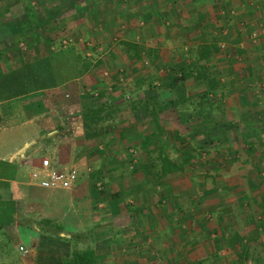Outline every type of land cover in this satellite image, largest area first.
I'll list each match as a JSON object with an SVG mask.
<instances>
[{
    "label": "rangeland",
    "instance_id": "374dc122",
    "mask_svg": "<svg viewBox=\"0 0 264 264\" xmlns=\"http://www.w3.org/2000/svg\"><path fill=\"white\" fill-rule=\"evenodd\" d=\"M135 1L142 2V5L134 4ZM153 1L162 2L165 10L172 7L177 16H182V20L179 18L175 20L174 28L161 25L155 17L156 12L151 11L152 5L155 4L152 0H0V68L4 72L15 70L22 66L24 61L32 62L37 56L43 58L44 49H40L41 52L38 51L36 54L26 50L30 32L33 30V13H38L45 19V25L58 28L57 32L49 34L51 36L46 35L49 39H54L55 44H60L63 48L72 45L78 54H84L87 49H96L97 53L92 54L95 58L93 65L100 62L98 67L80 79L68 83L66 87L62 86V90L44 92L40 96L43 110L46 109L42 118L50 120L47 132L55 130L58 133L56 138L58 144L64 143L65 139L73 143V146L60 148L56 154L49 153V159L55 164V169L64 171L72 167L78 170L80 167L79 182L75 186L78 187L81 182H85L86 190L90 194L95 191V185L89 183L92 182L90 176L97 172L106 173V181L102 183L101 192L104 199L111 200L113 195H122L134 184H138L141 191L134 190L135 193L129 197H119V207L126 215L118 219L127 229L134 228L132 230L137 236L142 234L139 233L142 227L161 224L163 240L168 247L174 245L177 247L175 252L179 258L176 260L209 262L227 260L225 264H264V234L250 248V258L247 260L239 256L237 246L230 247L228 242L223 243L221 250L216 252L211 241L214 237L209 238L212 233L210 230L215 233L214 235L222 233L231 238V235L243 236L244 233L243 237H246L249 234H245L248 232L247 228L251 226V229L253 222L258 221L259 217L258 212L251 208L253 193L249 183L256 184L264 178V0H245V5L240 6H237L236 0L204 2L208 7L203 10L208 13L210 21L220 22L218 28L224 25L223 23L226 24L223 27L225 37L222 44L228 48V54L225 55L227 65H219L216 62L214 68H219L217 70L223 74L225 83L230 84L224 90L226 97L223 104L224 106L226 104V107L214 117V122L218 126H213L208 134L204 136L199 134L197 138L188 141L191 146L202 151L201 157L197 159L195 165L187 169L185 175L170 180L173 196L169 201L176 197L179 210L173 208L171 203L167 205V202L164 208L158 207V200L166 196L165 192L161 190L158 194L155 193L151 185L145 183L140 173L135 176L130 174L132 167L128 165L127 154L133 155L137 160L142 159L143 152L133 147L129 150V147H137L146 133L155 130V127L150 125V120L135 122L131 112L126 108L118 117H111L112 120L102 124L103 128L109 126L114 128L111 129V134L102 140L86 141L83 134L77 130L80 125L76 118L82 104L89 106L91 103L82 96L93 88L104 86L113 88L111 94L117 99L114 105L134 99L144 101L151 99L160 105L171 98V93L158 89L159 82L154 85L153 90L143 86L138 91L135 84L143 80L146 82L147 78H161L162 72L167 71V67L173 62L176 63L181 52L199 40V33H194L196 28L189 24L185 16L183 18L185 14L195 21L193 9L195 4L192 0ZM129 15L141 18L138 27L128 25ZM17 31L26 33V38L22 40ZM18 39L20 41L14 47ZM121 42L138 44L144 50H158V60L131 66L124 56ZM90 56L91 53H87L86 58H91ZM130 66L137 70V74H132ZM55 67L54 77L58 78L63 73L58 66ZM116 71L123 74L121 79L123 81L113 87L110 78ZM187 87V93L192 96L198 95L201 91V89L191 91V81L187 83ZM124 93H128L129 97L123 96ZM32 107L33 100L23 107L28 122L19 121L12 131L13 135L0 144L4 151L11 152L19 146L22 147L24 143L33 141ZM59 113L63 115V120ZM161 117L163 119L160 123L165 133L162 141L167 145L169 140L171 141L170 134L174 130L181 131L183 126L173 111ZM243 117L248 120L241 122L245 119ZM120 121L125 123L122 124ZM60 123H63V126ZM120 133H123L125 138H122ZM246 143L248 145L251 143L255 147L259 158L256 156L249 158L243 152L248 148ZM260 143L263 146H259ZM182 144L186 145V140ZM189 144L185 148H190ZM227 149H231V153H228ZM78 150L83 151L76 152ZM43 156V154L40 156L41 160ZM121 163L124 166L117 168ZM213 189L216 190L215 193L203 196V192ZM129 201H132V205L128 204L131 207L130 211H127L125 204ZM130 214L136 215L137 226L132 216L130 219ZM185 215H192V219L180 224L181 218ZM220 217L223 218L222 222L219 220ZM18 219L20 235L17 230L10 234L11 226L0 231V264H63L62 260L69 257L73 250L64 243H59L57 239L58 244L40 238V232L36 233L35 238V233L31 230L35 225L33 215L28 217L21 215ZM39 220L41 219H37V228L45 227ZM111 223L108 220L104 222L103 227L112 226ZM177 226L181 229L183 226L184 229L179 232ZM201 226L205 227L207 235L204 231L200 233ZM155 231L156 228L150 230ZM149 236L152 239V233ZM201 236H205L204 244L201 247L191 245L193 253L188 258L186 256L182 258L186 238L190 237L195 241ZM157 240L159 239L151 241L154 249L149 244L130 252L125 251L121 241L117 242L118 246L114 249L116 253L114 264H127L131 259L137 264H148L151 260H167V253L161 251L167 250V247L160 246L165 242L158 243ZM4 244L7 245L6 248ZM158 244L160 249H156ZM19 247H24L28 254L23 256ZM132 251L134 255H130ZM137 254L139 256L135 257ZM140 260L145 261L140 263Z\"/></svg>",
    "mask_w": 264,
    "mask_h": 264
},
{
    "label": "trees",
    "instance_id": "16d2710c",
    "mask_svg": "<svg viewBox=\"0 0 264 264\" xmlns=\"http://www.w3.org/2000/svg\"><path fill=\"white\" fill-rule=\"evenodd\" d=\"M236 1L237 6L245 3V0ZM152 2L154 1L152 0ZM204 2L205 0H192V3L195 4L193 8L195 21L189 19L185 14L183 15V18L186 17L189 24L196 28L194 33H199V40L192 46L186 47L185 51L181 52L182 54H180L176 63L173 62L167 67V71L165 70V72H162L161 78H147L146 82L143 80L135 84V89L138 91L143 86L153 90L154 85L159 82L158 89L163 92L171 93L170 99L160 103V105L155 104L151 99L145 101L144 99H134L123 102V104L114 105L117 99L111 94L113 88L106 86L93 88L90 92L82 96L83 98L89 99L91 102L90 105L87 106L82 104L79 115H77L76 118L78 125H80V128L77 130L80 133L82 132L83 139L86 141L102 140L106 136H109L111 134V129L114 128L111 126L103 128L102 124L105 121L109 122L112 118H115V116L118 117L126 108L131 112L135 122L137 120H150V125L155 127V130L146 133L143 139L139 141L137 147H129V150L133 148L136 150L140 149V151L143 152L142 159L136 160L133 155L127 154V161L128 165L130 164L132 167L130 172L131 176L140 173L145 183L150 184L155 193L158 194V191L161 190L165 192L166 196L160 197L158 200V207L161 206L164 208L167 202V205L171 203L173 208L175 207L176 210H179L176 197L169 201L173 196L170 180L185 175L187 169L197 163V159L201 157L202 151L191 146L188 141L197 138L199 134L204 136L208 134L210 130L212 131L213 126H218L214 122V117L221 113L226 107V104L225 106L223 104L226 97L224 95V90L229 86L230 82L225 83L223 74L217 70L219 68H214L216 62H218L219 65H227L225 55L228 54V48L222 44L223 38L225 37L223 27L226 24L223 23L224 25L218 28L220 22L210 21L208 13L203 10L208 7ZM135 3L138 6L142 5L140 1H135L134 4ZM154 3L155 4L151 7V11L156 12L155 17L161 25L174 28L175 20H178V18L182 20V16H177L176 11L172 7H167L165 10L163 9L165 5H163L162 2L157 3L155 1ZM129 16L130 21L128 25L131 27H138L141 18L134 17L133 15ZM221 19H223V15ZM33 20V30L30 32L29 45H27L26 50L29 52L33 51V53L36 54L38 51L41 52L40 49H44L43 51L45 54L42 56L43 58L39 56L35 57V59L33 58L32 62L26 63L24 61L22 66L15 70H6L4 72V70L0 68V81L4 79L2 80L3 82H8L10 90H12L11 82H14L13 77L16 71L25 74V76H23L24 82L20 83V87H27L28 85L25 82L32 81L33 76V84H38V88L44 90L49 88V86L61 88L65 84L67 85L74 80L80 79L101 64L98 62L93 65V60L95 58L92 54L97 53L96 49H87L83 52L84 54H78L72 45H69L68 48H63L60 44V46L55 44L54 39H49V37L46 36H51L49 34L57 32L58 28L48 24L45 25V19H42L38 13H33ZM215 31H217V33ZM17 33L22 40L26 38V33L22 31H17ZM19 41V39L15 41L14 47L17 46ZM43 44H45V46H43ZM120 45L124 56L130 62L131 66L135 67L136 64H145L146 61L149 60L152 63L158 60V50H144L142 46L130 42H121ZM87 53H91V58H86ZM55 60H57L56 63ZM55 66H58L62 71L63 74L60 75L61 77H54L56 74ZM131 72L132 74H137V70L132 67ZM122 77L123 74L121 75L116 71L113 77L110 78L111 83H113L111 86L115 87L118 83H122ZM41 79L44 80V83L41 82ZM190 81L192 82L191 91L201 89L200 93L196 96L187 93V83ZM124 95L129 97L128 93H124L123 96ZM32 108L35 111V117L41 115L44 111L42 103H36ZM169 111L176 113L183 129L181 131L174 130L172 134H170L171 141L169 140L166 145L163 144L162 141V137L165 133L163 132L160 122L163 119L161 116ZM225 113H227V110ZM246 120H248V118L242 119L241 122ZM120 123L124 124L125 122L120 121ZM120 136L125 138L123 133H120ZM185 140L186 145H183L182 142ZM127 142H130V140H127ZM187 144L190 145V148H185ZM261 145L263 146L262 143L259 144V146ZM227 150H229L228 153H231V149ZM243 152L246 153L249 158L254 156L260 157L251 143ZM121 166L123 167L124 164H119L117 168ZM76 172L78 183L79 173L77 169ZM1 177L0 175V179ZM102 177V172H97L90 176L93 182H101ZM249 187L253 193L251 208H254L255 212L259 214L258 221L253 222L252 228L250 229L251 226H249V228H247L248 232H245L246 235L249 233L246 237L250 238L243 237L244 233L242 234L243 236L237 234L234 236L231 235V238L230 236L226 237V234H222L220 236L215 235L212 240V247L216 252L221 250L223 243L228 242L230 247L237 246L240 251L239 256L246 258V260L250 258V248L253 247V245L260 240L261 235L264 234V178L261 179V182L256 184L250 182ZM138 191H141L140 186L138 187ZM215 192V189L203 192V196L207 193L211 194ZM134 193L135 191L124 192L121 196L129 197ZM118 196L119 194L113 195L109 203V207L115 213H119ZM12 197L10 188L1 183L0 231L13 225L12 213L15 207L11 202L14 201ZM1 198L8 200L4 201ZM130 207L131 206H127L126 210L129 211ZM113 211L112 213H114ZM183 217L184 218H181L180 224L191 220V215H185ZM219 220L222 222L223 218L220 217ZM8 242L10 241L8 240ZM4 246L6 248L7 245L4 244ZM103 260V258L98 257L91 249H87L82 252L77 250L71 252L70 256L62 260V262L63 264H103Z\"/></svg>",
    "mask_w": 264,
    "mask_h": 264
},
{
    "label": "crops",
    "instance_id": "0c3cea01",
    "mask_svg": "<svg viewBox=\"0 0 264 264\" xmlns=\"http://www.w3.org/2000/svg\"><path fill=\"white\" fill-rule=\"evenodd\" d=\"M2 42L3 41H1V43ZM23 76H25L23 72H15V78L13 77L15 83L11 82L12 90H10L8 82H3L2 80L4 79L0 81V144L13 135L12 131L15 129V126L19 124V121L25 123L28 122L27 115L23 112V107L27 103H31L32 100L33 105L41 103L39 99H41L40 96L42 93L48 91H60L66 87L65 84L61 89L49 86L47 89L40 90L38 84H33V76L32 81L25 82L28 85L27 87H20V83L24 82ZM41 82L44 83V80L41 79ZM60 106L63 108L62 104H60ZM44 113H46V109H44L41 115H39L40 119H38V116L35 117V111L33 109V141L31 143H24L22 147L19 146L11 152L4 151L0 148V175L2 176L0 184H5L10 188L13 196L12 200H14L11 202L15 207V210L12 213L13 225L11 226V231L9 233H14V230L21 231L17 223L19 216L24 215V217H28L29 215H33L35 225L31 227V230L35 233V238L37 235L36 233L40 232V238H46L57 244L58 242L64 243V245L68 246L73 251L77 250L82 252L91 249L98 257L104 259L103 264H114L116 262V253L114 249L118 246L117 242L121 241L125 251L128 250L127 252L139 249L141 246L144 248L149 244L151 245V248L154 249L155 247L152 244L153 239H159L156 242L164 243V236H162V232L160 231L163 229L161 224H154V227L149 225L142 228L140 227L141 229L139 231L141 232L139 233L142 234L137 236L132 230L134 228L127 229V227L121 223L118 218H123L126 213H123V210H121L120 207V213H115L109 207L110 199H104L101 196L102 183H105L106 181V173H102L103 177L101 182H89L90 184L95 185V191L92 194L87 192L86 185L84 184L85 182H81L80 186H75L70 191H47L37 186L38 181H32L31 174L34 170L40 167L42 160H49L51 167L55 169V164L49 159V153L53 155L62 147L66 148L73 146V143L69 139H65L64 143L58 144V141L56 142L58 133L55 130L47 132L50 120L43 119L44 117L42 118ZM60 116L62 117L61 120H63V115L61 114ZM60 124L63 126V123ZM82 151L83 150H78L76 152ZM42 154L44 156L41 160L40 156ZM74 170L76 169L74 168ZM80 170L79 167L78 173ZM98 185L101 186V189L98 188ZM138 187V184H134L130 190H127V192L134 190L138 192ZM120 196L121 195H119L118 198ZM1 199L4 201L8 200ZM128 204L132 205V201L127 202L125 206H128ZM31 211H33V213H31ZM112 211L114 213H112ZM131 216L134 219L135 226H137L136 215L130 214V219ZM37 219H41L39 221H41V224L45 225V227H40V229H38ZM108 220L112 222V226L107 228H105V226L103 227L104 222H107ZM152 228H156V231L150 232ZM203 228L205 227L201 226L202 232L200 231V233L205 232ZM46 229L49 230L46 231ZM182 229H184L183 226ZM182 229L177 226V231L181 232ZM217 230H219V228H217ZM158 231L160 232L158 233ZM210 232L212 233H210L209 238L215 237V233L212 230H210ZM151 233L153 235L152 239H150L149 236ZM18 234L20 235L19 231ZM205 234L207 235V232H205ZM220 235H222V233H220L219 236ZM205 236H201L200 239H196L195 241L191 240L190 237L186 238V242L184 243L185 252L184 254H181L182 258H184V256L188 258L193 253L194 249L191 248V245L201 247L205 242ZM225 236L228 237L229 235ZM56 239L58 242H56ZM32 246H34V244ZM160 246L161 248L167 247V250L161 251H163L164 254L167 253L166 255L169 259L151 260L148 264H208L213 262H209L208 260H176L179 256L177 252H175V248H177L175 245L170 248L165 242ZM160 246L158 244L156 249H160ZM20 248L24 247H19V249ZM70 254L68 256H70ZM130 255H134V251H132ZM138 256V254L135 255V257ZM131 258L134 257L131 256ZM142 261L145 260H140L139 262L141 263ZM226 261L227 260H214L213 264H225ZM127 264L137 263L131 259V262H128Z\"/></svg>",
    "mask_w": 264,
    "mask_h": 264
},
{
    "label": "built area",
    "instance_id": "2783aa9c",
    "mask_svg": "<svg viewBox=\"0 0 264 264\" xmlns=\"http://www.w3.org/2000/svg\"><path fill=\"white\" fill-rule=\"evenodd\" d=\"M32 181H38V187L47 191H70L77 184V172L73 168L57 171L51 167L49 160H42L40 167L31 174ZM101 189V186L98 185ZM23 256L28 254L27 250L20 248Z\"/></svg>",
    "mask_w": 264,
    "mask_h": 264
}]
</instances>
